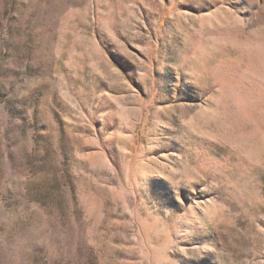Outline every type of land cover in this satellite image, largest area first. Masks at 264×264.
Returning <instances> with one entry per match:
<instances>
[{
    "label": "rangeland",
    "instance_id": "rangeland-1",
    "mask_svg": "<svg viewBox=\"0 0 264 264\" xmlns=\"http://www.w3.org/2000/svg\"><path fill=\"white\" fill-rule=\"evenodd\" d=\"M0 264H264V0H0Z\"/></svg>",
    "mask_w": 264,
    "mask_h": 264
}]
</instances>
